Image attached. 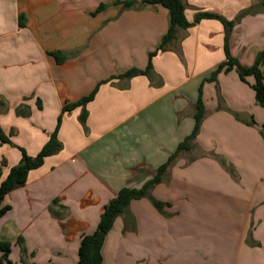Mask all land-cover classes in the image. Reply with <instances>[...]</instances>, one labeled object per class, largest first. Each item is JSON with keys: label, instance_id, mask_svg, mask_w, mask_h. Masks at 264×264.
I'll list each match as a JSON object with an SVG mask.
<instances>
[{"label": "crops", "instance_id": "crops-1", "mask_svg": "<svg viewBox=\"0 0 264 264\" xmlns=\"http://www.w3.org/2000/svg\"><path fill=\"white\" fill-rule=\"evenodd\" d=\"M113 1L0 0L2 130L36 156L63 115L62 150L3 200L11 207L0 219V240L11 243L5 261L77 264L82 237L97 229L109 201L153 179L192 134L202 89L196 138L150 190L166 206L133 200L106 238L103 264H264V107L252 76L244 82L233 70L207 81L226 60L224 25L205 19L178 29L149 76L113 79L145 69L169 28L168 10L142 0L92 14ZM185 1L190 22L200 11L235 20L261 4ZM263 50L264 12L248 14L233 28L231 55L250 67ZM58 51L62 62L50 55ZM99 84L85 126L81 107L63 114ZM21 158L0 143L2 179Z\"/></svg>", "mask_w": 264, "mask_h": 264}, {"label": "trees", "instance_id": "trees-1", "mask_svg": "<svg viewBox=\"0 0 264 264\" xmlns=\"http://www.w3.org/2000/svg\"><path fill=\"white\" fill-rule=\"evenodd\" d=\"M142 5L144 6H156L161 5L168 10V20L169 28L166 35L161 39L158 46L148 53V63L145 69L132 68L124 73L116 75L113 79L120 78H133L135 76H149L153 71V59L160 52L165 51L167 46L174 41L178 29L187 30L188 28L194 26L195 24L201 22L205 19H216L219 20L225 28V56L226 60L221 63L212 73L210 78L207 79L209 82L217 81L218 76L222 73H228L235 70L240 79L247 82V78L252 76L254 78V83L252 85L258 104L264 107V50L260 51L255 58L254 64L250 67L242 65L238 59L234 58L230 52V41L232 36L233 28L236 23L239 22L243 17L248 14H256L259 12H264V0L255 7L245 9L239 13L235 20H228L225 17L210 12L200 11L196 14L194 22H190L186 17L187 3L185 0H142ZM136 4L134 0H114L112 3H101L97 10L92 13L93 15L101 13L108 9L110 6L122 5L125 8L133 7ZM20 26H25V16L20 15L19 18ZM50 55L54 56L58 62H62L65 56L62 52H51ZM105 83V82H103ZM100 84L96 89L89 95L83 97L82 99L75 102H68L63 107V114L71 112L74 109L81 107L82 113L80 116V121L84 126L86 125V120L88 117L87 105L92 100H94ZM206 110L202 97V89H200V95L196 104V114H195V127L190 136H188L179 146L178 151L170 158V160L162 165L155 177L148 182H146L141 188H122L105 206L97 229L91 233L84 235L81 239L79 246V259L77 264H103V254L102 249L106 238L110 231L113 229L114 223L119 216H122L129 208L133 200L148 198L152 204L160 211H163L166 206L165 203L158 201L150 193L152 187L162 181L164 173L167 171L169 164L175 158L179 151L188 150L190 148L191 141H193L205 116ZM63 120V115L58 118V124L55 131L50 136V139L43 146L41 151L36 156H31L27 151L20 146H17L12 141V135L6 134L0 126V143L9 144L13 147L20 149L22 153V158L20 162L10 169L9 174L5 179H2V170L6 166V160L3 159L0 162V219L11 209L8 205H3V200L5 196L11 191L23 187L28 181L29 173L32 170L40 168L47 157L58 154L62 148L63 144L58 137V132L61 127ZM262 135L264 137V125L262 128ZM11 252V243L7 241L0 240V264H11L5 261V257Z\"/></svg>", "mask_w": 264, "mask_h": 264}, {"label": "rangeland", "instance_id": "rangeland-1", "mask_svg": "<svg viewBox=\"0 0 264 264\" xmlns=\"http://www.w3.org/2000/svg\"><path fill=\"white\" fill-rule=\"evenodd\" d=\"M263 70H264V65H263Z\"/></svg>", "mask_w": 264, "mask_h": 264}]
</instances>
